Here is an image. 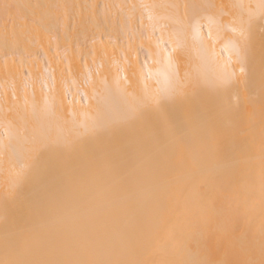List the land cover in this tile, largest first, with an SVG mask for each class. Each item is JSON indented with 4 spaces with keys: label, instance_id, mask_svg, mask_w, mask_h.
<instances>
[{
    "label": "bare ground",
    "instance_id": "1",
    "mask_svg": "<svg viewBox=\"0 0 264 264\" xmlns=\"http://www.w3.org/2000/svg\"><path fill=\"white\" fill-rule=\"evenodd\" d=\"M258 2L0 0V5L26 6L13 10L10 16L0 8V144H10L19 152L25 129L33 128L35 116L46 112L53 99L62 105L59 126L70 128L73 124H107L131 104L134 93L163 88L167 63H155L149 56L146 64V53L154 52L157 38L163 35L167 39L173 30L177 43L184 42V10L176 6ZM225 11L236 10L228 7ZM230 23L231 16L224 15L222 24ZM231 36L226 27L224 42L215 44L217 57L221 52L227 57L225 49ZM262 43L264 24L258 22L253 33L251 79L247 88L239 89V96L245 98L239 120L227 119L230 108L237 104V90L219 95L204 92L191 100L196 128L202 131L213 123L219 128L223 118V126L234 129L219 137L222 153L234 161L227 169L211 166L207 177L182 175V157L169 163L161 155L164 145L155 136L129 128L118 137L90 142L85 152L73 158L71 166L56 156L45 157L40 177L25 185L16 200L5 203L2 193L12 176L8 155L0 157V259L13 258L6 240L24 241L39 236L82 199L99 195L115 181L123 180L140 193L136 210L117 224L119 233L131 239L124 258L145 264H171L189 258L185 247L188 221L200 213L202 201L183 186L199 185L202 196L211 197L218 206L227 201L237 209L227 235L222 228L213 226L197 237L203 251L211 259L240 264L247 258L244 250L252 247L254 258L259 260L264 238L260 195L264 156ZM189 44L190 58L177 53L180 75L210 78L214 72L211 59L190 38ZM184 133L190 137L191 148V153L185 155L189 159L198 157L200 144L194 128H185ZM108 162L110 167H106ZM93 171L98 176L94 177ZM177 176L179 180L174 179ZM161 200L166 202L163 209L159 207Z\"/></svg>",
    "mask_w": 264,
    "mask_h": 264
},
{
    "label": "snow or ice",
    "instance_id": "2",
    "mask_svg": "<svg viewBox=\"0 0 264 264\" xmlns=\"http://www.w3.org/2000/svg\"><path fill=\"white\" fill-rule=\"evenodd\" d=\"M24 7L26 6L11 3L0 5L7 16L13 10ZM176 7L184 10L181 20L185 33L184 42L177 43L173 30L167 39L163 35L157 38L154 52L146 53V64L149 56L154 58L155 63H167L169 70L164 74L165 86L154 91L145 88L139 94L134 93L131 104L107 124L60 127L59 122L63 119L62 105H57L53 99L46 112L35 116L33 128L25 129L23 147L19 152L10 144H0V157L8 155L12 176L10 184L2 193L5 203L16 200L25 185L40 177L45 157L56 156L67 166H71L73 158L85 152L90 142L100 141L104 137H118L129 128H139L155 136L164 145L161 155L169 163L182 157V175L198 174L207 177L212 171L211 166L227 169L234 165L232 158L222 153L219 140L221 135L231 134L234 129L224 127L223 118L219 128L215 123L202 131L196 128L191 100L204 92L219 95L237 90V104L230 108L227 119L232 122L239 120L245 100L239 96V89L242 86L247 88L251 79L253 33L258 22L264 24V0H259L256 5L191 3ZM228 7L236 11L226 12ZM224 15L231 16V23L227 26L222 24ZM226 27L232 33L225 49L228 54L225 58L221 52L217 57L215 44L224 42ZM189 38L193 45L198 46L211 59L214 72L210 78H201L191 73L180 75L177 53L183 58H190ZM125 59L127 61V57ZM261 82L264 86V43L261 45ZM261 112L264 114V96L261 100ZM53 125L56 126L55 129ZM188 127L194 128L200 144V155L191 156L190 159L185 155L191 153L190 137L184 133V129ZM106 167H110V162L106 163ZM91 174L98 176L95 171ZM174 179L179 180V176ZM199 187L183 186V190L190 189L200 196L201 211L188 221L189 239L185 247L189 251V258L173 261L171 264H229L227 261L209 258L197 237L213 229V226L222 228L227 235L228 225L237 209L227 201L218 206L211 197L202 196ZM139 195L135 186L117 180L101 194L82 199L67 216L55 220L39 236L24 241L6 240V246L12 249L13 258L0 259V264H145L142 260L124 258L131 239L121 235L117 228L122 217L136 210ZM260 195L264 206V156L260 168ZM165 206L164 200L159 201L161 209ZM244 254L247 258L240 264H264V238L261 241L259 260L254 258L252 247L245 249Z\"/></svg>",
    "mask_w": 264,
    "mask_h": 264
}]
</instances>
